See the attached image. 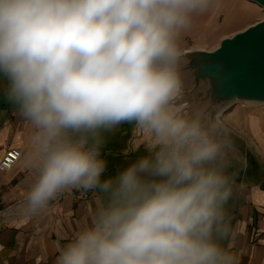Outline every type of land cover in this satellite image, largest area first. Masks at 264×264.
I'll return each instance as SVG.
<instances>
[{
  "label": "clouds",
  "instance_id": "9594fccd",
  "mask_svg": "<svg viewBox=\"0 0 264 264\" xmlns=\"http://www.w3.org/2000/svg\"><path fill=\"white\" fill-rule=\"evenodd\" d=\"M215 0H0L5 95L34 129L20 209L98 191L91 225L56 264H234L223 125L185 112L180 37ZM132 122L146 155L105 176V133Z\"/></svg>",
  "mask_w": 264,
  "mask_h": 264
},
{
  "label": "crops",
  "instance_id": "0c3cea01",
  "mask_svg": "<svg viewBox=\"0 0 264 264\" xmlns=\"http://www.w3.org/2000/svg\"><path fill=\"white\" fill-rule=\"evenodd\" d=\"M249 10L236 20L249 21L250 17L251 27L259 18V10L256 6ZM235 118L239 119L234 116V121ZM258 119L253 122L257 124L253 131H249L253 139L247 136L255 145L254 152L251 150L255 161L243 159L244 152L237 150L227 166V158L222 156L231 187V197L225 205L231 231L219 243L233 255L234 264H264V131L258 124L262 118ZM33 132L30 122L9 100L0 101V164L8 150L22 153L12 170H0V264H56L59 249L91 225V215L102 198L98 191L86 195L82 189H70L50 201L45 210L25 216L20 205L38 174L26 159ZM120 151L128 154L124 159L126 167L128 161L131 164L147 154L143 148L132 152L120 147ZM108 167L105 176L111 175Z\"/></svg>",
  "mask_w": 264,
  "mask_h": 264
},
{
  "label": "water",
  "instance_id": "95a60500",
  "mask_svg": "<svg viewBox=\"0 0 264 264\" xmlns=\"http://www.w3.org/2000/svg\"><path fill=\"white\" fill-rule=\"evenodd\" d=\"M248 1L264 9V0ZM182 57L178 105L185 112L203 108L220 119L237 103L264 104V21L224 39L215 51H186Z\"/></svg>",
  "mask_w": 264,
  "mask_h": 264
},
{
  "label": "rangeland",
  "instance_id": "374dc122",
  "mask_svg": "<svg viewBox=\"0 0 264 264\" xmlns=\"http://www.w3.org/2000/svg\"><path fill=\"white\" fill-rule=\"evenodd\" d=\"M252 6H256L259 10V18L253 22V25H255L264 21V9L259 5H252V2L248 0H215L214 6L207 13L196 16L191 28L180 37L182 53L192 50L215 51L224 39L231 38L248 29L250 27L248 26L250 17L249 21H237L236 17L247 15L250 11L249 7ZM6 84V80L0 76V101L8 100L5 95ZM234 116L239 119L235 118L234 121ZM259 116L262 118V121L258 123L259 129L264 131V104L262 103H237L221 115L219 121L223 125V156L227 158L224 160L226 165L231 164V154L237 150L244 152L243 159L248 157V160L255 161L252 155L255 145L252 144L247 136L250 134L253 139L249 131H253V128L257 125L254 123L258 122H254V120H259ZM126 136L127 138L125 139ZM237 136L242 137V139H238ZM120 138L122 139L120 140ZM149 140L148 133L132 122L122 123L110 132L105 133L101 155L105 159L107 166H109L108 168L111 169V175L126 167L124 159L128 157V154H122L121 151L118 153L120 147L128 148L132 152H135L134 150L138 148L145 150L149 145ZM128 163L130 164L129 161ZM227 166L225 170H227ZM88 192L92 194V192L97 191H85L86 195H88Z\"/></svg>",
  "mask_w": 264,
  "mask_h": 264
},
{
  "label": "built area",
  "instance_id": "2783aa9c",
  "mask_svg": "<svg viewBox=\"0 0 264 264\" xmlns=\"http://www.w3.org/2000/svg\"><path fill=\"white\" fill-rule=\"evenodd\" d=\"M22 156L20 150L11 149L8 150L0 164V170L4 172H8L12 170V168L18 163Z\"/></svg>",
  "mask_w": 264,
  "mask_h": 264
}]
</instances>
